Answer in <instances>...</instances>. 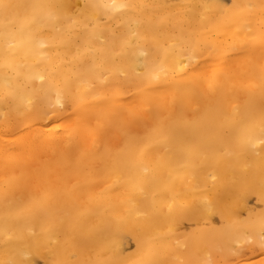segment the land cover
<instances>
[{
	"label": "bare ground",
	"instance_id": "bare-ground-1",
	"mask_svg": "<svg viewBox=\"0 0 264 264\" xmlns=\"http://www.w3.org/2000/svg\"><path fill=\"white\" fill-rule=\"evenodd\" d=\"M0 264H264V0H0Z\"/></svg>",
	"mask_w": 264,
	"mask_h": 264
},
{
	"label": "rangeland",
	"instance_id": "rangeland-1",
	"mask_svg": "<svg viewBox=\"0 0 264 264\" xmlns=\"http://www.w3.org/2000/svg\"><path fill=\"white\" fill-rule=\"evenodd\" d=\"M248 203H250L249 205H251V206H255L257 209H260V207H261L260 203H258V201H256L255 196H253V195L248 198ZM239 213H240L239 216L241 218H244L246 216L245 212H243V211H240ZM242 216H244V217H242ZM187 225H188L187 223L184 224L185 227ZM212 225L219 227L220 222H219L217 216L213 217Z\"/></svg>",
	"mask_w": 264,
	"mask_h": 264
}]
</instances>
